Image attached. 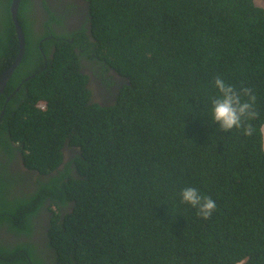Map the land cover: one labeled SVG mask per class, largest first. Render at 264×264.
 <instances>
[{
  "label": "trees",
  "instance_id": "1",
  "mask_svg": "<svg viewBox=\"0 0 264 264\" xmlns=\"http://www.w3.org/2000/svg\"><path fill=\"white\" fill-rule=\"evenodd\" d=\"M87 1L90 26L55 42L21 0L26 50L0 94V226L31 236L47 204L52 264H264V7ZM11 4L0 0V74L19 52ZM49 11L47 25L61 22ZM84 61L119 87L112 102L92 100ZM217 76L253 90L252 136L211 121ZM16 160L38 174L13 175ZM188 186L215 201L210 218L182 202ZM31 263L44 260L28 242L0 241V264Z\"/></svg>",
  "mask_w": 264,
  "mask_h": 264
},
{
  "label": "flooded vegetation",
  "instance_id": "2",
  "mask_svg": "<svg viewBox=\"0 0 264 264\" xmlns=\"http://www.w3.org/2000/svg\"><path fill=\"white\" fill-rule=\"evenodd\" d=\"M71 2L72 0H31L29 6L31 10L29 12L32 16L31 20L34 22L33 26L39 30L40 35H43L47 31L50 32L49 35L43 38L54 39L55 42L65 40L74 42V33L85 26H90L88 22L89 2L87 0H74L76 3L75 8L69 6ZM49 10L53 14H56L61 19V22L53 21L50 25H47L46 22L51 20ZM46 26L49 27L46 29ZM55 46H53V49ZM84 64H86V68H83L84 72L90 74L87 86L92 90V100L102 104L112 102L116 98L115 95L119 87L116 84L108 86L107 83L102 81L101 76H98L100 72L99 65L96 62L84 61ZM115 78L117 79V76ZM119 78H121L120 81L122 82L123 78L121 76ZM64 151L69 156L68 154H70L71 149L67 148ZM11 165H13L16 171L24 173L27 177L34 178L38 174L37 171L27 168L22 162H18L17 160L13 161ZM28 182H32L31 178ZM28 182L26 184L31 186ZM45 206L47 207L48 205L46 204ZM45 206L41 208L39 216L34 220V231L31 236L16 234L14 231L9 230L6 225H3L0 226V241L3 242L4 240L11 245L28 242L34 253L36 252V255H39V258L44 260V264H52V248L49 246L47 240L50 211Z\"/></svg>",
  "mask_w": 264,
  "mask_h": 264
},
{
  "label": "clouds",
  "instance_id": "3",
  "mask_svg": "<svg viewBox=\"0 0 264 264\" xmlns=\"http://www.w3.org/2000/svg\"><path fill=\"white\" fill-rule=\"evenodd\" d=\"M214 85L219 95L211 99V121L216 123L221 131L235 128L242 130L245 136H252L256 129L250 121L255 120L259 115L255 109L257 98L253 90L248 87L237 90L219 76L215 77ZM260 132L264 136V127ZM261 149L264 150V144ZM180 197L182 202L196 208L197 214L204 219L210 218L217 207L211 197L202 195L194 186L183 188Z\"/></svg>",
  "mask_w": 264,
  "mask_h": 264
},
{
  "label": "water",
  "instance_id": "4",
  "mask_svg": "<svg viewBox=\"0 0 264 264\" xmlns=\"http://www.w3.org/2000/svg\"><path fill=\"white\" fill-rule=\"evenodd\" d=\"M20 3H21V0H12V4H11V15H12V19H13V22H14V25L16 28V32H17V37H18V42H19V52H18L14 62L0 74V94L4 93L5 88L9 82L12 74L14 73L15 69L18 67V65L22 61L23 56L25 54V50H26L25 33H24L23 27L20 24L19 19H18V12H19ZM15 92H16V90H15ZM12 95L13 94L8 96V100L11 98ZM3 115H4V110H2V112H1L0 119L3 117Z\"/></svg>",
  "mask_w": 264,
  "mask_h": 264
},
{
  "label": "rangeland",
  "instance_id": "5",
  "mask_svg": "<svg viewBox=\"0 0 264 264\" xmlns=\"http://www.w3.org/2000/svg\"><path fill=\"white\" fill-rule=\"evenodd\" d=\"M255 1H256L257 5L264 7V0H255ZM69 6L71 8H75L76 3L74 2V0H72V2L69 3ZM263 127H264V125H263ZM9 168H10V172L14 173L13 175H15L18 172V171L15 170L13 165H11V162H10ZM11 182H14V183L10 184V185H7L6 188L4 189V191H6V193H7V195L9 197L14 195V193H18L19 190L22 188L21 187V183H18V182L14 181V180H12Z\"/></svg>",
  "mask_w": 264,
  "mask_h": 264
}]
</instances>
